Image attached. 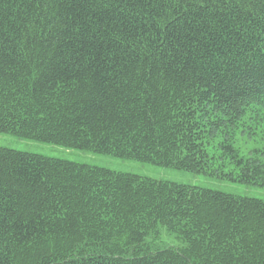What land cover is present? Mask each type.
I'll use <instances>...</instances> for the list:
<instances>
[{
  "label": "trees",
  "instance_id": "1",
  "mask_svg": "<svg viewBox=\"0 0 264 264\" xmlns=\"http://www.w3.org/2000/svg\"><path fill=\"white\" fill-rule=\"evenodd\" d=\"M262 121L264 0H0L1 134L264 188ZM0 264H264V201L0 148Z\"/></svg>",
  "mask_w": 264,
  "mask_h": 264
},
{
  "label": "rangeland",
  "instance_id": "2",
  "mask_svg": "<svg viewBox=\"0 0 264 264\" xmlns=\"http://www.w3.org/2000/svg\"><path fill=\"white\" fill-rule=\"evenodd\" d=\"M253 128V133H237L233 145L242 157H252V154L257 152L259 159L264 162V121L258 125H254ZM0 148L108 169L155 181L175 183L264 201V188L261 187L231 183L215 177L196 175L152 164L119 159L109 155H100L89 151L66 149L14 135L0 133ZM159 235L157 243L172 247L181 246L180 242L162 228H159Z\"/></svg>",
  "mask_w": 264,
  "mask_h": 264
}]
</instances>
